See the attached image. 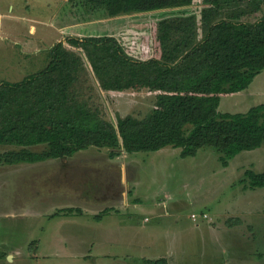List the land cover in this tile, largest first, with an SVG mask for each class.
Returning a JSON list of instances; mask_svg holds the SVG:
<instances>
[{
  "label": "rangeland",
  "instance_id": "obj_1",
  "mask_svg": "<svg viewBox=\"0 0 264 264\" xmlns=\"http://www.w3.org/2000/svg\"><path fill=\"white\" fill-rule=\"evenodd\" d=\"M206 6L194 0L189 7L110 17L79 0H0V83L44 69L51 47L69 37L113 36L145 59L144 40L155 22ZM244 6L243 21L264 16V4L256 13L253 1ZM85 80L114 124L154 107L149 90L102 91L90 70ZM262 103L264 71L247 90L223 97L219 111L246 113ZM18 149L0 146V153ZM110 154L90 147L70 159L0 165V264H264V187L250 189L246 175L264 172V147L241 152L228 167L211 148L195 157L173 147Z\"/></svg>",
  "mask_w": 264,
  "mask_h": 264
},
{
  "label": "trees",
  "instance_id": "obj_2",
  "mask_svg": "<svg viewBox=\"0 0 264 264\" xmlns=\"http://www.w3.org/2000/svg\"><path fill=\"white\" fill-rule=\"evenodd\" d=\"M77 1V0H70ZM110 17L189 7L194 0H79ZM264 0H203L200 14L155 22L144 40L145 59L129 54L113 36L69 37L49 50L48 65L20 82L0 83V165L70 159L90 147L121 153L182 148L219 154L223 166L243 151L264 147V103L246 113L219 111L223 97L247 90L264 71V16L247 22ZM244 7H243V6ZM233 8V9H231ZM252 14V13H251ZM74 50L68 48V46ZM90 70L106 92L149 90L153 109L143 118L107 120L86 88ZM45 145L42 151L30 147ZM250 189L264 187V172L247 170ZM146 264H167L166 259Z\"/></svg>",
  "mask_w": 264,
  "mask_h": 264
},
{
  "label": "crops",
  "instance_id": "obj_3",
  "mask_svg": "<svg viewBox=\"0 0 264 264\" xmlns=\"http://www.w3.org/2000/svg\"><path fill=\"white\" fill-rule=\"evenodd\" d=\"M66 1H67V0H66ZM11 7H12V6H11ZM11 10H12V12H14V7H12ZM2 16H3V15L0 14V18H2ZM11 17L14 18L15 16H11ZM60 30L62 31V29H60ZM34 31H35V27L32 26V27H31V32H34ZM0 37H1V35H0ZM61 41H63V39H62V40H59V42H61ZM52 47H53V46H52ZM52 47H51V48H52Z\"/></svg>",
  "mask_w": 264,
  "mask_h": 264
},
{
  "label": "built area",
  "instance_id": "obj_4",
  "mask_svg": "<svg viewBox=\"0 0 264 264\" xmlns=\"http://www.w3.org/2000/svg\"><path fill=\"white\" fill-rule=\"evenodd\" d=\"M204 216L207 217V214H205ZM192 218H193L194 220H196V219H197V215H196V214H192Z\"/></svg>",
  "mask_w": 264,
  "mask_h": 264
}]
</instances>
